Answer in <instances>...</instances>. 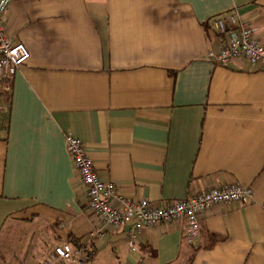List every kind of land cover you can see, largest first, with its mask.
<instances>
[{"label":"crops","instance_id":"obj_1","mask_svg":"<svg viewBox=\"0 0 264 264\" xmlns=\"http://www.w3.org/2000/svg\"><path fill=\"white\" fill-rule=\"evenodd\" d=\"M233 11L264 46V0H12L4 32L27 61L0 80V264H45L55 245L85 244L86 262L264 264V59L209 58ZM152 204L210 185L250 186L253 201L211 206L200 238L184 219L145 228L131 250L102 226L65 145Z\"/></svg>","mask_w":264,"mask_h":264},{"label":"built area","instance_id":"obj_2","mask_svg":"<svg viewBox=\"0 0 264 264\" xmlns=\"http://www.w3.org/2000/svg\"><path fill=\"white\" fill-rule=\"evenodd\" d=\"M11 1L0 0V80L3 81L5 90L9 89V77L29 57L27 47L21 42H13L4 32L5 13ZM213 24L220 35L226 36L217 52H208L207 56L214 62L228 65L233 60H245L252 67L259 60L264 59V46L254 39L252 29L246 22L237 20L233 11L218 14ZM65 145L73 169L85 186L87 208L99 218L102 226L124 229L127 244L131 250L135 248L145 228L180 219L186 222V241L196 243L200 238V220L211 206L220 203L253 201L251 187L236 182L210 185L196 194L167 200L157 205L145 198H129L117 188L113 181L103 180L99 176L84 143L78 137L67 134ZM88 260L89 253L85 244L73 246L70 243H62L53 247L45 264Z\"/></svg>","mask_w":264,"mask_h":264},{"label":"trees","instance_id":"obj_3","mask_svg":"<svg viewBox=\"0 0 264 264\" xmlns=\"http://www.w3.org/2000/svg\"><path fill=\"white\" fill-rule=\"evenodd\" d=\"M1 83H2V87H3V84H4L3 81H1ZM2 93H3V97L8 98V96H9V89L8 90H5L4 89Z\"/></svg>","mask_w":264,"mask_h":264}]
</instances>
